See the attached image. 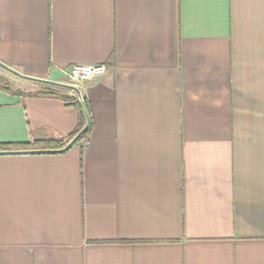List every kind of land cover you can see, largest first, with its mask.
Wrapping results in <instances>:
<instances>
[{
  "label": "crops",
  "instance_id": "0c3cea01",
  "mask_svg": "<svg viewBox=\"0 0 264 264\" xmlns=\"http://www.w3.org/2000/svg\"><path fill=\"white\" fill-rule=\"evenodd\" d=\"M0 62L107 68L0 156V264H264V0H0ZM47 87L0 68V151L78 130Z\"/></svg>",
  "mask_w": 264,
  "mask_h": 264
},
{
  "label": "water",
  "instance_id": "95a60500",
  "mask_svg": "<svg viewBox=\"0 0 264 264\" xmlns=\"http://www.w3.org/2000/svg\"><path fill=\"white\" fill-rule=\"evenodd\" d=\"M0 68L6 72L18 77V78L26 80V81L36 82V83H40L43 85L62 88V89H68V90L75 92L77 99H78V102L81 106L82 112L85 116V120H86L84 127L61 149H57V150L0 151V156H3V155H38V154L64 153V152L68 151L86 133V131L89 128L90 121H89V116L87 114L86 107L84 105L82 95H81L78 88H76L75 86H72L70 84L59 83V82H55V81H51V80L37 79V78L25 76V75L19 73L18 71L12 69L11 67H9V66L1 63V62H0Z\"/></svg>",
  "mask_w": 264,
  "mask_h": 264
},
{
  "label": "built area",
  "instance_id": "2783aa9c",
  "mask_svg": "<svg viewBox=\"0 0 264 264\" xmlns=\"http://www.w3.org/2000/svg\"><path fill=\"white\" fill-rule=\"evenodd\" d=\"M107 71L104 65H73L65 73L70 85L79 87L81 84L103 76Z\"/></svg>",
  "mask_w": 264,
  "mask_h": 264
},
{
  "label": "trees",
  "instance_id": "16d2710c",
  "mask_svg": "<svg viewBox=\"0 0 264 264\" xmlns=\"http://www.w3.org/2000/svg\"><path fill=\"white\" fill-rule=\"evenodd\" d=\"M51 88L52 87H47L44 90H42L41 92L35 94V96L50 95V96H58V97H60V99H62L64 101H69L70 100L68 97H65L64 95H58L57 92L55 90L51 89ZM84 104H85V107L87 109V105H86L85 99H84ZM75 105H76L75 107L77 108V110L79 112V117H80V124H79L78 130L75 132V134L73 136L68 138V140H65V141L57 140V141H53V142L43 143V148L51 149V150L61 149L83 128V125H84L83 112H82L81 107H80V105L78 103H76ZM88 132H89V128H88L87 132L81 137V139H80L81 141L86 138V136L88 135ZM20 147H24V146H20Z\"/></svg>",
  "mask_w": 264,
  "mask_h": 264
}]
</instances>
